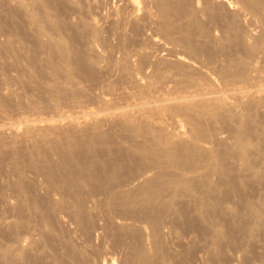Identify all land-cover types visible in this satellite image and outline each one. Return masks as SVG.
<instances>
[{"label":"bare ground","instance_id":"bare-ground-1","mask_svg":"<svg viewBox=\"0 0 264 264\" xmlns=\"http://www.w3.org/2000/svg\"><path fill=\"white\" fill-rule=\"evenodd\" d=\"M80 1L0 0V264H264V0Z\"/></svg>","mask_w":264,"mask_h":264},{"label":"rangeland","instance_id":"rangeland-1","mask_svg":"<svg viewBox=\"0 0 264 264\" xmlns=\"http://www.w3.org/2000/svg\"><path fill=\"white\" fill-rule=\"evenodd\" d=\"M107 1H108V0H81V1H80V4H82V6L85 8L86 13H87L88 11L90 12V14H89V12H88V14H89L88 16H89L91 19H93V20H96V19H97L98 22H99V21H100V20H99V19H100V18H99V15H100V17H102V16L105 15L106 10H107V7L109 6L108 3L114 5V4H116V3L118 2L117 0H115V1H114V0H109V2L107 3ZM139 1H140V0H139ZM114 2H115V3H114ZM96 3H100V4H99V5H100V8H98L99 6H97L98 4H96ZM93 4H96V6H97L96 9H95V7H94L95 5L93 6ZM102 4H103V5H102ZM106 5H107V6H106ZM97 8H98V9H97ZM94 9H95V10H94ZM92 10H94V11L92 12ZM97 11H98V12H97ZM96 12H97V13H96ZM107 12H108V11H107ZM102 13H104V14H102ZM93 14H94V15H93ZM101 15H102V16H101ZM88 19H89V18H88ZM97 20H96V21H97ZM112 36H113L112 34H111V36L109 35V37H111L109 41H110V43H111V41H112V42H113L112 44H114V42H117V40H116L117 38H116L115 36H113V37H112ZM114 37H115V38H114ZM111 39H112V40H111ZM115 53H116V54H115L114 56L118 55L117 52H115ZM84 82H86V81H83V83H84ZM81 83H82V82H81ZM81 83H80V85H81ZM83 83H82V84H83ZM86 83H90V84H91V82H86ZM86 83H85V85L83 84V86H85V90L83 89V86H82V85H81V86H82L83 92L85 93V96H86V94H87L86 97L88 98V100H89L88 95H90V96L92 95V96H91V99H92V97L94 96V94H95V95H98V94H100L101 92H103V90L105 91V89H106V88H103L104 86H101V84H99V85H93V84H91L92 86H90V85H87ZM89 86H90V87H89ZM93 86H94V87H93ZM95 86H98V87H95ZM86 87H87V88H86ZM101 87H102L103 89H102ZM91 88H95V89L93 90V93L90 94V92H91V90H92ZM96 88L98 89V91H96V90H97ZM87 89H89V90H87ZM101 90H102V91H101ZM86 91H87V92H86ZM89 91H90V92H89ZM94 92H95V93H94ZM105 92H106V91H105ZM96 93H97V94H96ZM87 98L83 97V99H87ZM80 99H81V101L83 100L81 97H80ZM88 100H87V101H88ZM81 101H78L77 104H76V103H73V102H72V104H71V103H67V106H65L64 108H65V109H67V108L69 109V107H71V105L75 106V104H76V107H77V105L79 104V102H80L81 105L79 104L78 107H79V106L82 107V106H83V101H84V102H86V101L83 100L82 103H81ZM89 101H90V100H89ZM89 101L85 103V104L88 103V106H87V107H90L89 105H93V108H94L95 106H97V104H96V105H94L93 103L90 104ZM91 101H92V100H91ZM93 102H96V100H94ZM68 104H69V105H68ZM85 104H84V105H85ZM64 105H66V103H65ZM73 106H72V108H74ZM66 107H67V108H66ZM76 107H75V108H76ZM78 107H77V109H79ZM83 107H84V106H83ZM72 108H71V109H72ZM75 108L73 109V111H74V110H75V111L77 110V109H75ZM71 109H70V110H71ZM3 110L7 113L6 115H8V116L14 115V112H15V110L13 109L12 106H6V107H3ZM4 212H5V208H4L3 204L0 202V214H3ZM3 240H4V238H0V241H3Z\"/></svg>","mask_w":264,"mask_h":264}]
</instances>
